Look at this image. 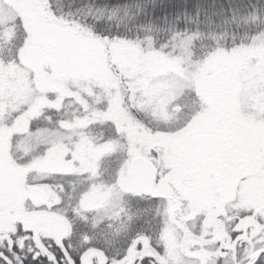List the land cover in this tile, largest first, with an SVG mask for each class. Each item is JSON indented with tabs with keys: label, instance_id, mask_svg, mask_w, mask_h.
I'll use <instances>...</instances> for the list:
<instances>
[{
	"label": "snow or ice",
	"instance_id": "1",
	"mask_svg": "<svg viewBox=\"0 0 264 264\" xmlns=\"http://www.w3.org/2000/svg\"><path fill=\"white\" fill-rule=\"evenodd\" d=\"M0 264H264V0H0Z\"/></svg>",
	"mask_w": 264,
	"mask_h": 264
}]
</instances>
